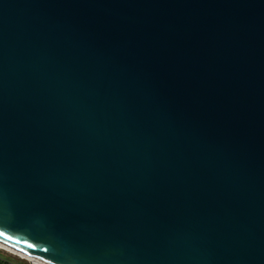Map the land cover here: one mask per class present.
Instances as JSON below:
<instances>
[{
    "label": "water",
    "instance_id": "95a60500",
    "mask_svg": "<svg viewBox=\"0 0 264 264\" xmlns=\"http://www.w3.org/2000/svg\"><path fill=\"white\" fill-rule=\"evenodd\" d=\"M0 245L264 264V0H0Z\"/></svg>",
    "mask_w": 264,
    "mask_h": 264
},
{
    "label": "trees",
    "instance_id": "16d2710c",
    "mask_svg": "<svg viewBox=\"0 0 264 264\" xmlns=\"http://www.w3.org/2000/svg\"><path fill=\"white\" fill-rule=\"evenodd\" d=\"M0 264H27V263L16 261L9 256L3 255L0 252Z\"/></svg>",
    "mask_w": 264,
    "mask_h": 264
},
{
    "label": "rangeland",
    "instance_id": "374dc122",
    "mask_svg": "<svg viewBox=\"0 0 264 264\" xmlns=\"http://www.w3.org/2000/svg\"><path fill=\"white\" fill-rule=\"evenodd\" d=\"M0 252H1L3 255L9 256V257H11L12 259H14V260H16V261L24 262V263H27V264H32V263L29 262L27 259L21 258V256H18V255L12 254V253L9 252V251H4V250L0 249Z\"/></svg>",
    "mask_w": 264,
    "mask_h": 264
},
{
    "label": "bare ground",
    "instance_id": "6f19581e",
    "mask_svg": "<svg viewBox=\"0 0 264 264\" xmlns=\"http://www.w3.org/2000/svg\"><path fill=\"white\" fill-rule=\"evenodd\" d=\"M0 249L6 250V251L11 252L12 254H15V255L21 256L22 258L27 259V260H30V261H32V262L35 263V264H44V263H41V262H39V261H37V260L31 259V258H27V257L21 255L20 253H17V252H15V251H13V250L7 249V248H5V247H3V246H1V245H0Z\"/></svg>",
    "mask_w": 264,
    "mask_h": 264
},
{
    "label": "built area",
    "instance_id": "2783aa9c",
    "mask_svg": "<svg viewBox=\"0 0 264 264\" xmlns=\"http://www.w3.org/2000/svg\"><path fill=\"white\" fill-rule=\"evenodd\" d=\"M3 250V249H2ZM5 251V250H4ZM33 264V263H32Z\"/></svg>",
    "mask_w": 264,
    "mask_h": 264
}]
</instances>
